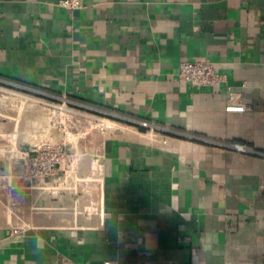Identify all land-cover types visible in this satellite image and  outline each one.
I'll list each match as a JSON object with an SVG mask.
<instances>
[{"label":"crops","instance_id":"1","mask_svg":"<svg viewBox=\"0 0 264 264\" xmlns=\"http://www.w3.org/2000/svg\"><path fill=\"white\" fill-rule=\"evenodd\" d=\"M61 2L0 0V80L167 134L112 120L22 142H65L82 181L0 194V264H264V0ZM185 59L226 80L179 79Z\"/></svg>","mask_w":264,"mask_h":264},{"label":"rangeland","instance_id":"2","mask_svg":"<svg viewBox=\"0 0 264 264\" xmlns=\"http://www.w3.org/2000/svg\"><path fill=\"white\" fill-rule=\"evenodd\" d=\"M56 104L69 108V111L61 114ZM86 118L93 119L94 130H102L101 126L106 130L108 124L114 120L167 134L162 128L149 122L145 126L115 112L88 108L72 102L64 104L63 100L46 95L32 85L0 80V194L15 192L21 190V186L27 185L28 181L20 177L21 172L10 165L12 160H18L19 146L22 142H33L40 136L50 137L53 131L60 132L63 136H72L75 140L80 134L83 135L85 123L88 124ZM75 119L83 122L74 126L70 121ZM17 125L19 132L14 133L13 129ZM13 174L19 176L13 177L11 176ZM4 202H6L5 197L0 195V204Z\"/></svg>","mask_w":264,"mask_h":264},{"label":"built area","instance_id":"3","mask_svg":"<svg viewBox=\"0 0 264 264\" xmlns=\"http://www.w3.org/2000/svg\"><path fill=\"white\" fill-rule=\"evenodd\" d=\"M61 4L70 9L75 10L81 8V0H62ZM178 78L190 82L193 85L199 87L215 86L221 81L226 80V75L218 72L215 68V65L210 60H191L185 59L180 62L178 66ZM229 99L233 102L230 105L232 111L243 112L246 109L244 102L240 98V94L233 91L229 87ZM54 97V96H53ZM57 98V97H55ZM59 99V98H58ZM60 100L69 102L66 98ZM56 107L60 110V113L69 111V108H66L63 105L56 104ZM78 112V111H77ZM87 117V116H86ZM88 124L85 123V131L83 133L88 134L94 128L93 119L86 118ZM74 126H77L78 123H82L80 119H75L70 121ZM143 125H148L147 121L140 120L137 121ZM99 123V122H98ZM102 130H105L104 126L100 127ZM235 147L241 150L248 149L247 146L242 144H235ZM17 159L21 161V172L20 177L24 181L33 182L38 180L43 184L44 188L52 189L54 192L58 189H78V182L82 180L78 177L74 178V183L70 184V179H73L75 176L74 168L76 161L79 160V157L75 154L69 152L68 145L63 143H44L41 146H35L30 150L20 149L18 151ZM96 167H93L94 173H92V179L96 176V172L99 171L98 160H95ZM63 171V177L58 176L59 171ZM52 178L56 183L51 184L49 179ZM85 212L91 213L96 210V207L91 202L89 205L85 206ZM22 228H15L13 231L18 232ZM104 264H111V261L104 262Z\"/></svg>","mask_w":264,"mask_h":264}]
</instances>
